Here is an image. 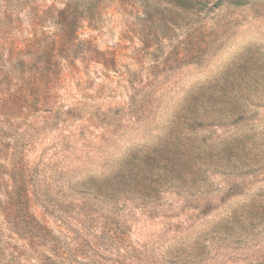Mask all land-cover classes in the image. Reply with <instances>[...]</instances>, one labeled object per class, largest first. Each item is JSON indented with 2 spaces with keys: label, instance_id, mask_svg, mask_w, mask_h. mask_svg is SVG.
<instances>
[{
  "label": "rangeland",
  "instance_id": "1",
  "mask_svg": "<svg viewBox=\"0 0 264 264\" xmlns=\"http://www.w3.org/2000/svg\"><path fill=\"white\" fill-rule=\"evenodd\" d=\"M7 4L11 24L2 19ZM70 4L99 7L93 21L81 25L79 39H92L93 50L110 53L115 72L97 63L95 53L89 62H59L57 55L64 52L56 43L59 32L51 14L44 12ZM35 49L42 53L33 61ZM18 51L26 54L29 68L35 65L42 89L47 90H42L44 107L35 117L39 134H32L27 159L35 164L43 151L56 147L62 133L79 134L74 163L99 166L104 158L110 159L107 154L121 153L138 141L134 132L121 130L124 137L119 142H102L106 128L112 129L103 125H114L120 109L128 105L131 72H140L139 84L169 90L167 98L178 97L181 88L191 85L252 83L260 86L253 98L264 101V0H0V53ZM56 63L74 66L75 74L64 69L58 84L52 75ZM255 68L262 75L254 79L250 69ZM57 107H76L78 119L44 126L41 121L54 116ZM96 111L104 114L99 122L93 117ZM257 112L256 121L264 127V110ZM120 119L122 127L127 125V117ZM216 134L228 133L218 129ZM213 181L219 195L212 198L185 200L166 194L157 206L126 203L109 213L93 210L99 220L96 229L90 223L80 227L73 221L58 222L37 203L31 209L52 229L88 244L85 252L98 249L116 264H168L160 258L162 252L192 241L208 220H214L216 232L210 264H264V174L242 179L215 176ZM77 204L82 206L77 211L89 210L87 203ZM85 239L88 243L81 241Z\"/></svg>",
  "mask_w": 264,
  "mask_h": 264
},
{
  "label": "trees",
  "instance_id": "2",
  "mask_svg": "<svg viewBox=\"0 0 264 264\" xmlns=\"http://www.w3.org/2000/svg\"><path fill=\"white\" fill-rule=\"evenodd\" d=\"M9 6L3 7L5 24L13 20L7 16ZM98 9L95 4L84 8L70 4L44 12L51 14L50 21L59 32L56 43L64 51L57 55L59 62H89L95 53L97 63L115 72L116 60L110 53L93 50L92 39H79L81 25L87 19L92 22ZM39 53L34 50L33 61ZM25 55L21 51L0 53V264H116L98 249L85 252L88 244L38 220L31 209L33 203L58 222L73 221L80 227L90 223L96 229L99 220L94 211L109 213L126 203L157 206L166 194L185 200L212 198L219 195L215 176L242 179L264 174V127L256 121L264 101L253 98L259 85H191L181 88L178 97L167 98L169 90L164 87L139 84L140 72L128 76V105L120 109L114 125H103L112 129L106 128L102 139L119 142L123 132L129 131L127 135L134 132L139 137L137 143L121 153L107 154L110 159L104 158L99 166L75 164L79 134L62 133L56 147L43 151L34 164L27 153L37 131L35 117L42 112L46 95L34 72L37 68L28 67ZM52 66L58 84L64 69L75 74L74 66ZM250 71L254 79L262 75L260 68ZM77 110L57 107L55 117L47 116L41 123L68 125L78 119ZM100 116L104 114H93L98 122ZM123 116L128 120L122 127ZM218 129L228 134L217 135ZM78 201L87 203L89 210L77 211L82 207ZM224 231L229 228L225 226ZM193 235L192 241L184 240L177 248L170 245L162 252L163 263L210 264L216 238L214 220Z\"/></svg>",
  "mask_w": 264,
  "mask_h": 264
}]
</instances>
